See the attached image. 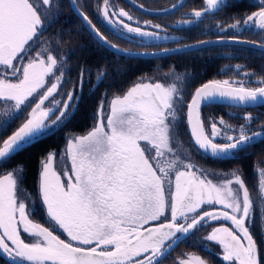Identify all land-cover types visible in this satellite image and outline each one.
Listing matches in <instances>:
<instances>
[{
    "label": "snow or ice",
    "instance_id": "snow-or-ice-1",
    "mask_svg": "<svg viewBox=\"0 0 264 264\" xmlns=\"http://www.w3.org/2000/svg\"><path fill=\"white\" fill-rule=\"evenodd\" d=\"M42 5L50 8L52 0H42ZM222 6H226V0H205V8L195 11L194 16L200 19ZM110 7L109 0H104L101 11L112 24ZM79 14L107 43L89 17ZM42 15L34 0H0V101L5 102L0 114L7 117L27 110L22 125L0 140V167L62 123L73 99L69 93L62 105L55 100L64 73L47 48L23 63L30 42L44 28ZM118 15L133 19L123 10ZM249 21L264 29V7L244 23ZM120 23L129 34L159 39L155 33ZM179 95L175 85L137 83L110 101L106 115L102 103L96 126L87 135L68 141L66 156L71 161V175L66 169L67 182L51 167L53 154H49L47 162H42L39 180V199L47 227L33 221L34 209L17 195L22 166H18L19 177L15 170L3 174L0 252L14 264H163L178 234H189L205 220H223L230 224L215 227L205 238L221 247L223 261L264 264L247 226L257 202L240 174L232 172L214 182L203 170H193L194 165L181 160L173 147ZM217 99L258 103L264 101V86L248 88L214 80L198 88L187 104L186 119L199 149L213 157H224L264 136V131L249 136L245 125H241L239 136L223 132L227 142L217 143L223 129L213 122L210 134L206 133L200 116L202 104ZM46 102L54 105L56 112ZM53 116L55 119H51ZM244 119L247 124L253 121L251 115ZM219 124L232 127L223 118ZM7 127V123L0 125V135ZM256 191L259 201L264 202V168L259 170ZM204 205L213 207L200 211ZM215 205L221 208L217 210ZM57 230H62L67 239L55 234ZM21 232L32 237L33 242H26ZM196 264L205 262L197 257Z\"/></svg>",
    "mask_w": 264,
    "mask_h": 264
},
{
    "label": "flooded vegetation",
    "instance_id": "flooded-vegetation-1",
    "mask_svg": "<svg viewBox=\"0 0 264 264\" xmlns=\"http://www.w3.org/2000/svg\"><path fill=\"white\" fill-rule=\"evenodd\" d=\"M133 1L145 10L158 11L168 9L181 0ZM34 2L38 6V11L44 13L42 19L45 23L42 32L30 42L31 48L23 63H26L28 59L36 57L37 53L41 52L45 43L50 44L49 47L56 46L57 48L52 47L49 49L53 53L49 52L57 58L60 70L63 71L64 75L60 89L55 95V100L62 105L67 100L68 94H73V99L69 102L70 106L66 119L56 126L52 132L46 135L49 136L55 134L64 123L71 119L81 99L84 80L83 73L81 72L79 84L75 85L70 76V50H64V48H67L65 44L72 46V42L66 43V41L70 40L68 39L64 42L65 44L62 45V47L56 44L58 39H60L61 29H73L75 26H79V24L74 17L76 14L72 8V0H52V6L50 8L43 6L42 0H34ZM75 4L89 17L96 29L99 30L110 43L123 50L132 52H161L176 48H185L194 44L201 45L194 50H183L180 53L156 58H128L119 55L126 59H141L147 61L167 59L165 64L157 65L153 68V74L155 73L156 75L138 77L132 87L137 83L159 82L164 86L175 85L182 91L184 89L193 90L194 93L200 86L214 80H227L233 86L243 85L248 88L264 86V83H262V81H264V49L242 44L247 42L264 47V29L260 28L258 23L252 21H249L247 24L244 23L248 16L258 13L261 8L264 7V2H262V0H226V6H222L215 12L204 13L200 19L194 16V12L202 11L205 8V0H185L175 11L162 15L144 12L138 7L130 5L125 0H109L111 6L109 9V18L113 21L112 24L108 23L101 11L104 7V0H75ZM120 10L128 13L133 19L128 20L126 17L119 16L118 12ZM113 12L117 13V15H113ZM77 19L79 18L77 17ZM254 20L258 21V18L254 17ZM120 21L129 24L131 27H139L142 31L155 33L159 39L129 34L123 29V25ZM237 21H239V24H237ZM154 25H159L160 27L156 28ZM232 25L237 26L232 27ZM176 57H181L183 61L180 64L181 69L179 71L170 68L171 59ZM67 67H69V69H67ZM58 74L59 72H57V75ZM98 77L91 87L92 91L97 89L104 77V73ZM89 83L88 80L87 84L91 86ZM191 97L192 95L183 102L186 108ZM112 98L113 95L104 96L101 100L104 104L105 115L107 114L108 103ZM182 98L184 99V96H182ZM46 106L53 107L54 112H56L54 105H50L46 102ZM4 107L5 102L0 101V110ZM263 108L264 104L254 108H238L221 104H207L201 110V119L204 122L206 133L209 134L211 132V124L216 122L217 126L223 129L221 137L218 138L216 142L226 143L227 141L223 139V132H228L233 136H239L241 125H245V130L249 136H251L253 132L264 131V125L260 122ZM246 115H251L253 118L251 124H247L245 121L244 117ZM221 118L232 126L231 129L223 128V125L219 124ZM26 119L27 110L23 109L20 113H12L7 117L0 114V125L5 123L8 124L7 131L0 135V140L11 135ZM51 119H55V116L51 117ZM173 131L175 137L172 142L173 147L177 148L181 160L194 165L193 170H203L214 182H219L227 178V175L232 172L240 174L250 191L252 199L257 202L254 204L252 219L247 222V226L256 241L260 255L264 257V202L259 201L256 191L259 183V170L264 168V166L261 167V164V166L259 164L255 165L254 173L256 179L254 184H252L245 178L241 167L237 165L242 157L246 158L250 156L251 148L258 146L264 141V136L253 139L243 150L229 153V155L224 157L212 158L201 152L194 145L189 131L188 135L196 152L192 150L190 153L186 154L185 149L187 146L186 138H184L186 133L178 131L176 126H174ZM69 138L70 137L67 138L62 153H60L58 157L53 154L55 171H57L60 176H64L66 169L69 171L71 169V163L66 156V145ZM15 155L8 163L0 167V178H2L3 174L6 172L14 170L19 177L20 169L18 166H22V179L18 180L17 195L34 209V214L32 216L33 221L39 222L42 226L47 227L48 222L46 220L45 210L39 199V188L38 196L29 192L25 186L23 176L25 171L24 165L15 164ZM62 156L64 158L62 163H60ZM47 158L43 162H47ZM257 165L260 167L258 168ZM39 180L40 175L38 178V186ZM63 181L67 182V179ZM212 207L211 205H204L200 211L211 209ZM214 207L217 210L221 208L220 205H215ZM161 219L163 220L164 218L162 217ZM222 224L228 225L230 222L223 220H205L189 234H178V238H174L170 249L165 254L163 264H181V262H183V264H196V260L194 259L197 257L203 260L205 264H227V262L222 259L221 247L205 239L215 227H219ZM55 234L59 235L61 239H67L61 230H57ZM21 235L26 242H33L32 237L27 234L21 232ZM0 264L14 263L0 253Z\"/></svg>",
    "mask_w": 264,
    "mask_h": 264
},
{
    "label": "trees",
    "instance_id": "trees-1",
    "mask_svg": "<svg viewBox=\"0 0 264 264\" xmlns=\"http://www.w3.org/2000/svg\"><path fill=\"white\" fill-rule=\"evenodd\" d=\"M72 13V12H71ZM79 26L73 29H61L60 38L70 37L73 40L72 51L70 55V73L75 85L79 84L81 72L83 73V90L80 102L71 117L63 126L53 135H49L35 141L26 149L17 153L14 157L15 164H23L25 186L30 193L38 196V178L42 168V162L49 154H55L57 157L62 153L68 137L75 135H85L90 131L96 121V113L99 109L100 101L104 96L123 95L127 92L136 79L141 76H154L153 68L157 65H163L167 59L161 60H141L126 59L116 55L104 46L99 44L85 29L82 23L77 19ZM67 31L69 33H67ZM78 46L75 47V41ZM68 38V39H70ZM70 39V41H71ZM80 47L78 49L77 47ZM181 57L171 59L170 68L179 71L182 63ZM258 64V63H257ZM257 67V66H256ZM261 68V67H260ZM171 69V70H173ZM104 73V77L96 90L92 91L91 87L97 77ZM89 80V85L87 81ZM184 99H189L193 90L182 91ZM186 105L183 107L180 118L176 124L178 131L186 133V140L190 143L192 150H195L188 135L186 122ZM260 122H264V108L260 117ZM142 143V142H141ZM264 158V141L258 146L251 148L250 156L242 157L237 163L243 170V174L248 181L254 184L256 175L254 173L255 165L258 160ZM260 160V161H261ZM64 235H66L64 233Z\"/></svg>",
    "mask_w": 264,
    "mask_h": 264
},
{
    "label": "water",
    "instance_id": "water-1",
    "mask_svg": "<svg viewBox=\"0 0 264 264\" xmlns=\"http://www.w3.org/2000/svg\"><path fill=\"white\" fill-rule=\"evenodd\" d=\"M126 2H128L130 5L134 6V7H138L140 10L144 11V12H149L150 14H154V15H162V14H166V13H169V12H173L175 11L176 9L179 8V6L185 1V0H181L179 1L177 4H175L174 6L168 8V9H165V10H158V11H149V10H145L141 7H139L133 0H125ZM72 8H73V11L74 13L76 14V16L80 19V21L82 22V24L84 25L85 29L89 32V34L99 43L101 44L102 46H104L107 50H109L110 52L112 53H115L117 55H121V56H124V57H128V58H156V57H162V56H168V55H172V54H176V53H180L182 52L183 50H194L196 48H199L201 45L200 44H194L192 46H188V47H182V48H176V49H172V50H165V51H157V52H132V51H127V50H123L119 47L116 46V49H119V51H117L116 49L112 48L110 45H114L112 43H110L102 34V36L105 38V40L107 41V43H104L103 41H101L96 35L95 33L92 31L91 27L87 24L86 21L83 20L82 16L79 14L80 12H82L75 3H73V0H72ZM242 44H246L250 47H254V48H259V49H264V47L262 46H259V45H256V44H252V43H242ZM203 86V85H202ZM202 86H200L199 88H201ZM198 89V88H197ZM196 89V90H197ZM196 90L194 91V93L196 92ZM193 93V94H194ZM193 96V95H192ZM192 98V97H191ZM191 101V99H190ZM189 101V102H190ZM188 102V103H189ZM207 104H221V105H228V106H233V107H238V108H254V107H258L260 105H263L264 104V101H261V102H258V103H250V104H238V103H234V102H231L229 100H221V99H217L215 101H211V102H204L200 108V116H201V110L202 108L207 105ZM186 113H187V108H186ZM187 121V119H186ZM187 127H188V124H187ZM188 131H189V134H190V130H189V127H188ZM88 134V133H87ZM85 134V135H87ZM191 136V134H190ZM191 139H192V142L194 143V140L191 136ZM69 141V140H68ZM68 145V143H67ZM67 145H66V149H67ZM195 145V143H194ZM196 146V145H195ZM197 147V146H196ZM198 148V147H197ZM199 149V148H198ZM201 152H203L204 154H206L207 156L209 157H212V158H217V157H213L210 153H206L204 152L203 150L199 149ZM70 161V160H69ZM71 163V161H70ZM51 167L53 168V170L55 171V166H54V161L52 160L51 161ZM41 173V172H40ZM2 255H4L2 252H0ZM9 261H11L12 263H14L12 260H10L6 255H4ZM196 260V259H194Z\"/></svg>",
    "mask_w": 264,
    "mask_h": 264
},
{
    "label": "rangeland",
    "instance_id": "rangeland-1",
    "mask_svg": "<svg viewBox=\"0 0 264 264\" xmlns=\"http://www.w3.org/2000/svg\"><path fill=\"white\" fill-rule=\"evenodd\" d=\"M67 33H69L68 31H67ZM73 37V36H72ZM68 38H70V37H65V38H62V40H61V38L60 39H58V41L56 42V44H58L59 46H61L62 47V45H64L65 43V41L66 40H68ZM71 39V38H70ZM73 39H74V37H73ZM74 41H75V39H74ZM77 41L78 40H76L75 41V47H76V45L78 46V44H77ZM70 42V40L69 41H66V43H69ZM71 42H72V44H73V40L71 39ZM49 45L50 44H48V43H45V45L42 47V48H47L48 49V51H50V52H52L51 50H49V49H51L52 47L54 48V47H56V46H50L49 47ZM65 45H67V48H64V50H70V54H71V51H72V49H73V47L72 46H70V45H68V44H65ZM80 47H82L81 45H79V47H77L78 49H80ZM57 48V47H56ZM53 53V52H52ZM46 53H44V55H45ZM47 55V54H46ZM60 62V61H59ZM61 63V62H60ZM69 63H70V60H69ZM67 69H69V67H67ZM84 79V78H83ZM71 80H72V78H71ZM73 82V81H72ZM74 83V82H73ZM177 88V90H178V92L180 93V95H179V97H178V100H179V103H177V105H176V107H177V121H176V123H175V126H176V124H177V122H178V120H179V118H180V115H181V112H182V110H183V107L185 106L184 105V101H185V99H183L182 98V96H183V92H182V90L179 88V87H176ZM127 92H125L124 94H126ZM123 94V95H124ZM123 95H121V96H123ZM193 95V94H192ZM115 96L113 95V98H114ZM112 98V99H113ZM111 99V100H112ZM110 100V101H111ZM101 104H102V101L100 102V104H99V109H100V106H101ZM109 104H110V102L108 103V109H109ZM103 107H104V104H103ZM99 109H98V111H99ZM98 111H97V113L95 114L96 115V121H95V123H94V126H93V128L96 126V124H97V122H98V116H97V114H98ZM107 112H108V110H107ZM185 113H186V111H185ZM263 123V125H264V122H262ZM92 128V129H93ZM91 129V130H92ZM90 130V131H91ZM174 130V129H173ZM90 131H88V132H90ZM87 132V133H88ZM86 133V134H87ZM80 136H84V134L83 135H75V136H72V137H70V138H72V139H70L69 138V140H73V139H75L76 137H80ZM185 138V137H184ZM186 146H187V148L185 149V153L186 154H188V153H190L191 151H192V148H191V145H190V143L186 140ZM63 156L61 157V159H60V163H62V161H63ZM53 161H54V157H53V159H52ZM261 160V159H260ZM260 160H258V164L261 166V167H263L264 166V158L260 161ZM55 163V162H54ZM186 163H187V161H186ZM55 165V164H54ZM259 165H257L258 166V168L260 167ZM57 172V171H56ZM58 173V172H57ZM71 175V172L69 171V176ZM68 176H61V179H62V181L63 180H68ZM45 227V226H44Z\"/></svg>",
    "mask_w": 264,
    "mask_h": 264
}]
</instances>
